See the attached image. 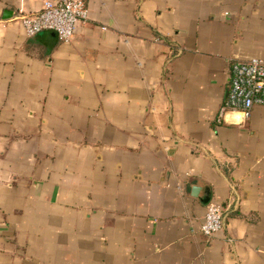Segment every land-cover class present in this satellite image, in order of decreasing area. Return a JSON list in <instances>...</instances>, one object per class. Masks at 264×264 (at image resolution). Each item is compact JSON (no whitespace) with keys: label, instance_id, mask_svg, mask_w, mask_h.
Returning a JSON list of instances; mask_svg holds the SVG:
<instances>
[{"label":"crops","instance_id":"crops-1","mask_svg":"<svg viewBox=\"0 0 264 264\" xmlns=\"http://www.w3.org/2000/svg\"><path fill=\"white\" fill-rule=\"evenodd\" d=\"M83 1L61 41L0 0V264H264V105L218 115L264 0Z\"/></svg>","mask_w":264,"mask_h":264},{"label":"built area","instance_id":"built-area-1","mask_svg":"<svg viewBox=\"0 0 264 264\" xmlns=\"http://www.w3.org/2000/svg\"><path fill=\"white\" fill-rule=\"evenodd\" d=\"M16 18L27 36L50 29L58 39L68 41L75 26L87 19V8L83 0H41L39 9L28 12L18 9ZM257 104L264 105V56L230 58L227 87L218 107V115L225 110H236L247 117ZM222 217L223 206L213 200L207 201L199 231L208 237L221 228Z\"/></svg>","mask_w":264,"mask_h":264},{"label":"water","instance_id":"water-1","mask_svg":"<svg viewBox=\"0 0 264 264\" xmlns=\"http://www.w3.org/2000/svg\"><path fill=\"white\" fill-rule=\"evenodd\" d=\"M194 190H195V188H194Z\"/></svg>","mask_w":264,"mask_h":264}]
</instances>
